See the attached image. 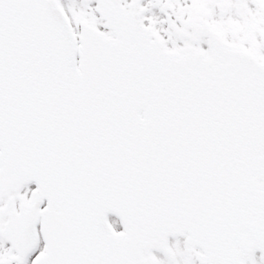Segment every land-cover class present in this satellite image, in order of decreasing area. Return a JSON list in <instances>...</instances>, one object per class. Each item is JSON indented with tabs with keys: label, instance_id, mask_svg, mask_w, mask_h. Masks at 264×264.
Instances as JSON below:
<instances>
[{
	"label": "snow or ice",
	"instance_id": "obj_1",
	"mask_svg": "<svg viewBox=\"0 0 264 264\" xmlns=\"http://www.w3.org/2000/svg\"><path fill=\"white\" fill-rule=\"evenodd\" d=\"M0 264H264V0H0Z\"/></svg>",
	"mask_w": 264,
	"mask_h": 264
}]
</instances>
